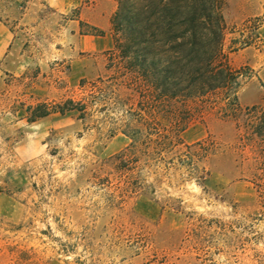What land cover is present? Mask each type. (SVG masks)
Returning <instances> with one entry per match:
<instances>
[{
	"label": "rangeland",
	"instance_id": "rangeland-1",
	"mask_svg": "<svg viewBox=\"0 0 264 264\" xmlns=\"http://www.w3.org/2000/svg\"><path fill=\"white\" fill-rule=\"evenodd\" d=\"M224 2L237 102L264 110V0ZM116 9L0 0V264H264V125L261 141L213 96L179 133L152 115L114 49Z\"/></svg>",
	"mask_w": 264,
	"mask_h": 264
},
{
	"label": "trees",
	"instance_id": "trees-1",
	"mask_svg": "<svg viewBox=\"0 0 264 264\" xmlns=\"http://www.w3.org/2000/svg\"><path fill=\"white\" fill-rule=\"evenodd\" d=\"M116 2L111 18L114 49L134 86L147 94L152 115L169 116L179 133L188 125L181 115H204L205 103L213 96L214 108L221 106L222 115L242 129L250 127L263 140V107L237 102L242 74L230 66L223 50L224 0ZM73 106L72 101L51 109L38 104L34 117L71 111Z\"/></svg>",
	"mask_w": 264,
	"mask_h": 264
},
{
	"label": "crops",
	"instance_id": "crops-1",
	"mask_svg": "<svg viewBox=\"0 0 264 264\" xmlns=\"http://www.w3.org/2000/svg\"><path fill=\"white\" fill-rule=\"evenodd\" d=\"M71 6L73 5L71 4ZM11 39H12L11 33L0 22V60L5 57V54H6L7 48L10 45Z\"/></svg>",
	"mask_w": 264,
	"mask_h": 264
}]
</instances>
